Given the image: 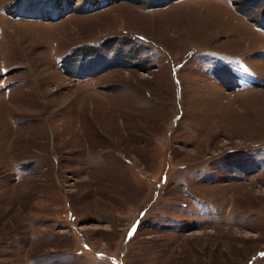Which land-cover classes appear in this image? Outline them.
<instances>
[{"label":"rangeland","instance_id":"374dc122","mask_svg":"<svg viewBox=\"0 0 264 264\" xmlns=\"http://www.w3.org/2000/svg\"><path fill=\"white\" fill-rule=\"evenodd\" d=\"M120 1L0 0V264H264V0Z\"/></svg>","mask_w":264,"mask_h":264},{"label":"crops","instance_id":"0c3cea01","mask_svg":"<svg viewBox=\"0 0 264 264\" xmlns=\"http://www.w3.org/2000/svg\"><path fill=\"white\" fill-rule=\"evenodd\" d=\"M100 1H102V0H100ZM188 1L189 0H133V1L121 0L119 2L121 6H118V7H123V8L127 7V11H126L127 15L126 16L129 19L133 20V18L130 16L131 14H133V13H131V10L133 11V9H137L139 12H141V13H143L145 15H152V14H154L156 12L162 11V9H165L167 7H170L171 4H184L185 2H188ZM113 7H115V6H113ZM78 8L79 9H74V8H69L68 9V8L64 7V11L66 12V13H64L65 14L64 16H66V17L61 18V20H60L59 23L61 24V23L66 22V21H70L74 17L75 18H77V17H84V16L85 17H88L89 15L92 16V15H96L98 13L101 14V13H103L105 11L106 12L107 11L109 12V9H111L112 7L110 6V7H107L105 9H103V10L101 9L99 12H93V13H91L89 11V9L87 8V4H83L82 6L80 5ZM60 11H62V9H58L57 7H54V12L55 13L56 12L58 13ZM81 15H83V16H81ZM248 16L249 15H247V17ZM130 26H131V31H133V32L135 30H137L135 28H140V27H137V26H132V25H130ZM106 29H108V30H106ZM106 29H102L100 31V35H98V36L90 39V42L91 43H94L96 46H99L100 43L101 44L103 43V47H105L106 48V51L109 52L110 51V49H109V42L108 41L105 42V41L108 40V38H112V37L117 36L115 34L117 32H119V31H122V30H121L120 27L118 29H112V28L109 29V27H106ZM140 30H141V28H140ZM134 34L135 35H139V36H142L143 35V34L138 33V32H135ZM147 35L148 36H151L152 39L153 38L156 39L160 43L162 42V38H160L157 34H151L149 32V33H147ZM78 45H81V44H78ZM107 55H109V54H107ZM208 79H211L214 82L217 81V79L213 75H209L208 76ZM217 85L220 86L221 85V82L218 81L217 82Z\"/></svg>","mask_w":264,"mask_h":264},{"label":"bare ground","instance_id":"6f19581e","mask_svg":"<svg viewBox=\"0 0 264 264\" xmlns=\"http://www.w3.org/2000/svg\"><path fill=\"white\" fill-rule=\"evenodd\" d=\"M62 4V3H61Z\"/></svg>","mask_w":264,"mask_h":264},{"label":"built area","instance_id":"2783aa9c","mask_svg":"<svg viewBox=\"0 0 264 264\" xmlns=\"http://www.w3.org/2000/svg\"><path fill=\"white\" fill-rule=\"evenodd\" d=\"M93 4V3H92Z\"/></svg>","mask_w":264,"mask_h":264}]
</instances>
